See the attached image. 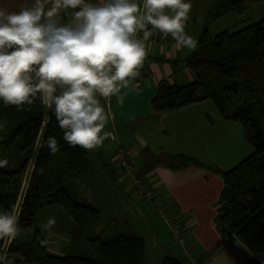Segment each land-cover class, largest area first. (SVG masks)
Wrapping results in <instances>:
<instances>
[{
	"label": "trees",
	"instance_id": "1",
	"mask_svg": "<svg viewBox=\"0 0 264 264\" xmlns=\"http://www.w3.org/2000/svg\"><path fill=\"white\" fill-rule=\"evenodd\" d=\"M262 3L264 0H211L206 21L215 23L232 14L242 16L250 6ZM185 67L193 81L183 86L162 81L152 100V110L156 115L168 114L211 100L226 122L242 125L254 153L222 172L224 187L215 225L224 242L238 240L252 252L251 264H262L264 20L236 33L224 32L215 37L205 28L196 49L185 60ZM0 124L4 125L0 128V160L8 161L0 167V212L15 209L19 215V233L33 229L40 213L55 205L74 221V239H80L84 229L96 227L101 219L100 210L81 198L74 183L90 168L91 150L64 140L54 106H46L39 97L19 110L0 101ZM49 137L57 139L59 150L54 154L46 143ZM143 161L141 176L160 164L172 170L203 166L185 154L155 155L148 149ZM25 184V196L18 208ZM14 240H0V257H5V264H145V240L127 233L88 237L86 256L55 254L48 249L44 233L39 229L27 243L15 244ZM161 264L183 263L166 257Z\"/></svg>",
	"mask_w": 264,
	"mask_h": 264
},
{
	"label": "crops",
	"instance_id": "2",
	"mask_svg": "<svg viewBox=\"0 0 264 264\" xmlns=\"http://www.w3.org/2000/svg\"><path fill=\"white\" fill-rule=\"evenodd\" d=\"M201 1L188 0L192 7L185 27V32L197 43L205 28L212 31L206 21L209 9H205L206 2L198 20ZM32 2L0 0V7L19 11L31 6ZM89 2L99 3L100 0ZM137 2L142 6V0ZM72 11L67 10V14ZM146 43L148 56L140 76L130 82L128 88L121 89L123 103L116 97L110 102L101 100L106 111L111 113L105 131L115 132L120 144L133 149L137 174L141 173L146 149L155 155L185 154L203 165L172 170L160 164L143 174L154 188L155 201L164 206L167 218L186 224V245L172 241L166 220L156 216L150 203L136 195L132 180L123 177L122 169L115 164L119 143L110 138L105 139L106 148L91 150V154L96 152L94 155L99 158V172H92L91 160L90 168L74 181L81 198L91 202L101 215L103 211L107 212V227L114 226L105 235L106 231H97L96 225L88 236L111 237L127 233L140 237L146 242L145 264H161L166 257L183 264H251L252 252L236 239L224 242L215 220L224 187L222 172L234 168L243 157L241 154L244 151L251 153L252 147L243 131L235 126L237 123L226 122L210 100L176 112L154 114L151 104L162 81L171 86H183L193 81L185 67V60L193 50L177 48L175 43L157 39L154 35ZM240 142V150L235 151L234 145L240 146ZM70 236L72 241L79 240ZM54 253L62 255L57 251ZM0 264L5 263L0 260Z\"/></svg>",
	"mask_w": 264,
	"mask_h": 264
},
{
	"label": "clouds",
	"instance_id": "3",
	"mask_svg": "<svg viewBox=\"0 0 264 264\" xmlns=\"http://www.w3.org/2000/svg\"><path fill=\"white\" fill-rule=\"evenodd\" d=\"M191 7L188 0H142V6L137 0H33L19 11L0 7V101L19 110L39 97L54 106L66 142L98 148L115 138L105 131L111 113L101 100L123 103L121 89L140 76L148 39L158 32L177 48L196 49L197 40L185 32ZM46 143L53 154L59 150L55 137ZM7 163L0 160V167ZM54 223L50 218L45 228ZM18 224L15 209L0 212V240L15 239Z\"/></svg>",
	"mask_w": 264,
	"mask_h": 264
},
{
	"label": "rangeland",
	"instance_id": "4",
	"mask_svg": "<svg viewBox=\"0 0 264 264\" xmlns=\"http://www.w3.org/2000/svg\"><path fill=\"white\" fill-rule=\"evenodd\" d=\"M204 2H206V8L210 7V0H202L201 5L199 7L198 12V20L201 19V7L204 6ZM261 20H264V3L262 4H255L248 8L246 13L242 16H238L236 14L229 15L228 17L221 19L215 23H208V26H212L211 34L212 36L220 35L224 32L229 33H236L242 29H245L249 26H251L254 23H257ZM206 101V100H205ZM209 101V100H208ZM211 101V100H210ZM204 102V101H203ZM201 103V102H200ZM199 104V103H198ZM237 128H240L241 131H243L242 125L237 123L235 125ZM235 141V140H234ZM107 147V144L105 145V140L103 141V144L99 147ZM251 146V145H250ZM252 147V146H251ZM241 148V142L240 146L237 143V145H234L235 151L240 150ZM251 153L244 151L241 155L243 156L241 160L237 162L235 166H237L239 163H241L244 159L248 158L254 153V149L252 147V150H250ZM96 154V152H94ZM94 153L90 154V159L92 160V168L94 173L99 172V158L94 155ZM234 166V167H235ZM96 169H95V168ZM233 168V167H232ZM135 170H138V167L135 168ZM92 174V173H91ZM26 191V184L20 194V199L18 203V208L21 205L23 198L25 196ZM136 192V191H135ZM82 193V192H81ZM137 195V194H136ZM96 201V200H94ZM52 218L55 220V223L49 227L45 228V225L48 224L49 219ZM107 212L103 211V214L101 215V219L99 223L97 224V231L101 232L102 229H104L105 235H108V231H111L114 229V226L107 227ZM76 227L74 221L57 205L48 207L44 209L40 215L38 216L37 223L33 229L27 232H20L15 237V244H24L29 242L34 235V232L36 229L41 230L44 233L45 241L48 246L49 250L57 251L58 253L62 255H81L86 256L88 254V243L87 238L91 237L88 236L92 234L94 229H84L81 234V238L79 240L72 241L71 236L74 228ZM98 235V234H96ZM87 246V247H85ZM5 248V247H4ZM4 248L1 250V253L4 252Z\"/></svg>",
	"mask_w": 264,
	"mask_h": 264
},
{
	"label": "built area",
	"instance_id": "5",
	"mask_svg": "<svg viewBox=\"0 0 264 264\" xmlns=\"http://www.w3.org/2000/svg\"><path fill=\"white\" fill-rule=\"evenodd\" d=\"M151 29V26L149 27ZM154 31V30H153ZM141 37L143 33L139 34ZM154 37L167 42L175 43V41L169 36L165 37L162 33L155 32ZM114 135L113 141H118V136L115 132H111ZM115 164L122 169L123 177L131 179L139 198L150 203L151 211L161 218H164L170 228L172 241L180 244L181 246L186 245V224L184 222L172 221L167 218L166 210L164 206L155 201V192L151 184L146 180L144 176L137 174L134 171V151L132 148L124 146L119 143Z\"/></svg>",
	"mask_w": 264,
	"mask_h": 264
}]
</instances>
